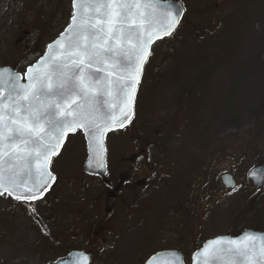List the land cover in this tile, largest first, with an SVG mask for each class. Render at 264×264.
<instances>
[{
  "label": "rangeland",
  "instance_id": "rangeland-1",
  "mask_svg": "<svg viewBox=\"0 0 264 264\" xmlns=\"http://www.w3.org/2000/svg\"><path fill=\"white\" fill-rule=\"evenodd\" d=\"M70 1L0 0V68L23 73L42 55L68 25ZM179 1L184 20L171 39L151 52L138 88L137 121L142 132L164 133L157 135L155 146L164 149L166 159L178 154L176 171L183 168L189 174L201 158L205 169L213 164L211 172H206L207 203L216 201L221 190L215 170L231 165L228 171L238 187L224 198L219 212L211 211L204 241L248 224L237 218L249 209H240V198L247 190L249 170L257 162L264 164V135L258 133L264 130L258 125L263 118L257 122L254 110L260 108L264 114V0ZM129 130L110 137L109 149L125 146L122 131ZM170 132L181 135H167ZM200 147L202 152L194 150ZM63 197L57 199L58 210L49 219L55 225L50 228L60 227V233L47 234L48 238L37 235L26 212L13 205L16 214L11 218L13 207L5 199L0 201V264H48L66 251L86 249L81 241L62 238L81 218L76 213L80 209L77 196L65 192ZM200 203L198 196L196 204ZM154 226L148 222L141 228L144 233L137 230L124 243L111 238L113 244L92 252L91 264H140L155 249L151 239L137 245L139 234L151 235ZM52 235L60 239L55 241Z\"/></svg>",
  "mask_w": 264,
  "mask_h": 264
},
{
  "label": "snow or ice",
  "instance_id": "snow-or-ice-1",
  "mask_svg": "<svg viewBox=\"0 0 264 264\" xmlns=\"http://www.w3.org/2000/svg\"><path fill=\"white\" fill-rule=\"evenodd\" d=\"M72 9L65 30L23 77L0 69V196L18 202L52 187V158L77 129L88 142V167H106V133L131 122L151 46L170 37L183 15L166 0H72ZM193 264H264V235L217 237Z\"/></svg>",
  "mask_w": 264,
  "mask_h": 264
},
{
  "label": "flooded vegetation",
  "instance_id": "flooded-vegetation-1",
  "mask_svg": "<svg viewBox=\"0 0 264 264\" xmlns=\"http://www.w3.org/2000/svg\"><path fill=\"white\" fill-rule=\"evenodd\" d=\"M139 94L137 91L131 122L120 129H132L122 131L125 146L115 149L108 147L109 138L118 134L120 130H114L105 135L106 167L102 176L97 173L90 174L85 170L89 155L81 131L68 134L60 153L53 158L50 166V170L57 179L42 198L30 202H18L7 195L0 196V201L5 199L13 207L9 216L11 218L15 216L16 209L13 206L15 205L17 209H22V213L28 214L26 218L35 227L37 235L46 237L52 232L60 233L58 231L60 227L50 228L53 223L49 222V219L58 210V200H64L65 192H71L79 200L80 209L76 213H79L81 218L79 222L73 223L71 231H65L66 233L62 234V238L68 237L74 241H81L86 249L66 251L62 257L71 252H83L88 256L90 264L94 260L92 252H100L109 243L113 244L111 238L115 241L119 240V244L127 240L131 241L128 237L138 233L137 230L142 232L141 228L145 229L148 222L155 225L153 233L149 236L139 234L141 240L137 245L142 244L145 239H151L150 245L155 250L149 253L140 264H144L152 255L164 251L178 252L182 256L183 264H193L194 254L212 239L236 236L244 231L264 233V184L261 188H255L248 179L250 170L260 165V162H257L246 176L247 190L240 198V209L248 206L249 209L241 211L237 216L238 219L243 218V221H248V224L239 226V231L231 229L229 233L213 234L212 237L203 241L202 238H205L203 232L207 231L211 211L217 208L219 212L224 198L238 187V182L228 171L231 165L222 164L220 169L215 170V172L218 171L216 178L221 190L216 195V201L207 203L210 195L205 196L209 183L206 172H211L213 164L209 169H205L203 159L198 158L200 159L198 165L189 174L187 172L185 174L183 168L176 171L179 166L178 154L177 156L173 154L172 158L166 159L164 149L155 146L157 135H164V133L142 132L143 127L137 121ZM136 124L137 130L140 131L133 130ZM167 135L181 134L170 132ZM194 150L202 152L201 147ZM190 159L192 163L193 160ZM201 164L204 166H200ZM198 167L199 171H197ZM225 175L233 178L234 188L226 189L223 186L221 178ZM198 196L202 197V203L197 205L196 197ZM251 196L253 197L247 199ZM29 204L34 207V213L30 210ZM81 206L84 208L81 209ZM196 213L197 216H195ZM248 216H250L249 219L244 218ZM59 239V237L54 238L55 241ZM187 252L193 253L188 256Z\"/></svg>",
  "mask_w": 264,
  "mask_h": 264
},
{
  "label": "water",
  "instance_id": "water-1",
  "mask_svg": "<svg viewBox=\"0 0 264 264\" xmlns=\"http://www.w3.org/2000/svg\"><path fill=\"white\" fill-rule=\"evenodd\" d=\"M161 3L162 4H164L165 3V0H161ZM166 3L169 5V6H171L173 9H176V8H180V9H183L182 8V6H181V4H180V2L178 1V0H166ZM71 10L73 11V9H72V1H71ZM183 17H184V10H183V15L181 16V18H180V23H181V21H182V19H183ZM69 22H70V20H69ZM180 23L177 25V27H176V29H175V31L177 30V28L179 27V25H180ZM67 27V26H66ZM65 30V29H64ZM63 30V31H64ZM174 31V32H175ZM173 32V33H174ZM173 35V34H172ZM171 35V36H172ZM60 36V35H59ZM58 36V37H59ZM170 36V37H171ZM57 37V38H58ZM170 37H164L163 39H160V40H156L154 43H153V45L151 46V50H152V48L156 45V44H158V43H160V42H162V41H164V40H166V39H168V38H170ZM56 38V39H57ZM55 39V40H56ZM54 40V41H55ZM53 41V42H54ZM47 51V47H46V49H45V51H44V53H43V55L45 54V52ZM42 55V56H43ZM41 56V57H42ZM149 58V57H148ZM39 60V59H38ZM37 60V61H38ZM36 61V62H37ZM146 64V63H145ZM144 68V67H143ZM0 69H2V68H0ZM4 69V68H3ZM8 69H11L13 72H15V70H14V68H8ZM26 71H27V69L25 70V73H26ZM16 73V72H15ZM22 77H23V75H21ZM22 83H26L27 81H26V79H23L22 78V81H21ZM137 88H138V86H137ZM116 129H121V128H116ZM77 130H80V129H77ZM115 130V129H114ZM112 131V130H111ZM81 132H82V134H83V131L81 130ZM108 132H110V131H108ZM107 132V133H108ZM106 133V134H107ZM69 134H72V133H69ZM84 135V134H83ZM84 139H85V137H84ZM85 142H86V146H87V151H88V155H89V148H88V142H87V140L85 139ZM53 159V158H52ZM88 159H89V157H88ZM87 162H88V160H87ZM87 162H86V164H85V170H86V172H88V173H90V174H95V173H97V174H99L100 176H102V174L104 173V171H105V169H101V168H99V167H97L95 164H93V166L92 167H88V164H87ZM248 179L252 182V184H253V186L255 187V188H261L262 186H263V184H264V164H261V165H258V166H256L255 168H253V169H251L250 170V172H249V174H248ZM221 182H222V184H223V186L226 188V189H232V188H234V186H235V183H234V180H233V178L230 176V175H225V176H223L222 178H221ZM246 231H244V232H241L240 234H238L237 236H224V237H232V238H236V237H240V236H242L244 233H245ZM247 232H249V231H247ZM251 233H253V234H256V235H264V233H254V232H251ZM213 240V239H212ZM204 246V245H203ZM203 246L200 248V249H202L203 248ZM199 249V250H200ZM198 252V251H197ZM196 252V253H197ZM177 256H179L180 258H181V260H182V256H181V254L180 253H178V252H173V251H164V252H158V253H156V254H154V255H152L144 264H164V261L165 260H168V259H175ZM87 258L86 260L84 259V258ZM50 264H89V258H88V256L87 255H85L84 253H80V252H72V253H70V254H68V255H66L65 257H63V258H60V259H58V260H56L54 263H50ZM178 264H179V262H178ZM182 264H183V261H182Z\"/></svg>",
  "mask_w": 264,
  "mask_h": 264
},
{
  "label": "trees",
  "instance_id": "trees-1",
  "mask_svg": "<svg viewBox=\"0 0 264 264\" xmlns=\"http://www.w3.org/2000/svg\"><path fill=\"white\" fill-rule=\"evenodd\" d=\"M263 98H264V97H263ZM262 101H264V100H262ZM254 110L256 111V119H257V122H259V118H260V117L263 118V121H261L260 124L258 123V125H262L263 128H264V114H261V113H260V111H261L262 109L259 108V110H258V108L255 107ZM260 130H261V129H260ZM258 133L260 134V136H261V135H264V130H263V132L258 131Z\"/></svg>",
  "mask_w": 264,
  "mask_h": 264
}]
</instances>
